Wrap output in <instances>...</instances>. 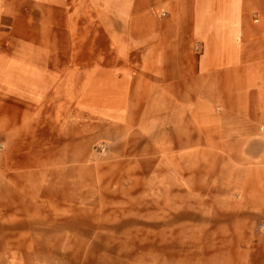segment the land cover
<instances>
[{"label": "crops", "instance_id": "obj_1", "mask_svg": "<svg viewBox=\"0 0 264 264\" xmlns=\"http://www.w3.org/2000/svg\"><path fill=\"white\" fill-rule=\"evenodd\" d=\"M93 134L264 158V0H0V204Z\"/></svg>", "mask_w": 264, "mask_h": 264}, {"label": "rangeland", "instance_id": "obj_2", "mask_svg": "<svg viewBox=\"0 0 264 264\" xmlns=\"http://www.w3.org/2000/svg\"><path fill=\"white\" fill-rule=\"evenodd\" d=\"M116 137L44 154V186L0 204V264H264L259 144L227 164L209 144L185 155L150 134Z\"/></svg>", "mask_w": 264, "mask_h": 264}, {"label": "built area", "instance_id": "obj_3", "mask_svg": "<svg viewBox=\"0 0 264 264\" xmlns=\"http://www.w3.org/2000/svg\"><path fill=\"white\" fill-rule=\"evenodd\" d=\"M193 49H194L195 51H198V50H199V46H198V45H194Z\"/></svg>", "mask_w": 264, "mask_h": 264}]
</instances>
